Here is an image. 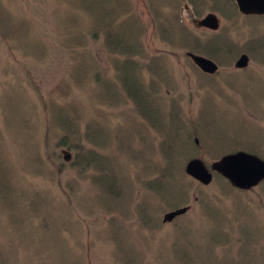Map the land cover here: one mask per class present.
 Segmentation results:
<instances>
[{
    "label": "rangeland",
    "instance_id": "374dc122",
    "mask_svg": "<svg viewBox=\"0 0 264 264\" xmlns=\"http://www.w3.org/2000/svg\"><path fill=\"white\" fill-rule=\"evenodd\" d=\"M108 3L0 0V264H264V178L239 188L212 168L264 160V18L234 0ZM210 12L217 29L197 23Z\"/></svg>",
    "mask_w": 264,
    "mask_h": 264
},
{
    "label": "water",
    "instance_id": "95a60500",
    "mask_svg": "<svg viewBox=\"0 0 264 264\" xmlns=\"http://www.w3.org/2000/svg\"><path fill=\"white\" fill-rule=\"evenodd\" d=\"M239 10L243 13H264V0H235ZM198 25L217 29L218 18L214 13H208L197 21ZM194 63L204 72H215L217 64L200 54L189 53ZM247 57L242 55L238 65L244 66ZM212 168L221 172L234 185L239 188H248L264 178V160L254 154L244 151L230 153L212 164ZM186 173L207 184L212 180V172L199 158H193L186 165ZM187 207H181L164 214L163 220H172L174 217L183 214Z\"/></svg>",
    "mask_w": 264,
    "mask_h": 264
},
{
    "label": "trees",
    "instance_id": "16d2710c",
    "mask_svg": "<svg viewBox=\"0 0 264 264\" xmlns=\"http://www.w3.org/2000/svg\"><path fill=\"white\" fill-rule=\"evenodd\" d=\"M87 2H91L95 6L96 9L99 8L100 7V4L103 3L101 10H103L107 14H113V10L112 9H114L115 7H112V9H111L108 6L110 3L107 4V0H87ZM106 8H107V12H106ZM162 16H164V14H162ZM106 22H107V24L109 26L106 29L108 31L107 32V43L113 49V51L121 52L119 49H124V48H127V47L126 46H123L122 44L118 45L117 43H115V39H114V36L115 35H113V33L111 32L112 31V25L107 20V16H106ZM185 42H189V40L186 39ZM211 44L212 43H209V42L204 41V43H201L200 44V47H201V49L203 51H205V50L214 51L215 48H213V46ZM187 45L191 46L192 44H190V42H189V43H187ZM194 47H197V48L200 49L199 46H194ZM201 49H200V52H201ZM127 58H131V55H127ZM126 62H129V61H126ZM126 62H122V63L115 62L116 66L118 67V69L120 71V74H121L120 75V78H121L122 85L126 89V91L128 92L129 96L131 95L133 97V99H140V98L141 99H144L143 95L141 94L142 87H140V85L137 84L136 78L135 77L134 78L132 77V74H131L132 71L130 72V70L125 69V65L124 66H121L122 64H124ZM139 106H140L141 110L143 109L142 111H147V110L149 112H152L153 111V108L148 107V104H146V103H145V105H143L142 102L140 104V101H139ZM144 113L146 114V112H144ZM146 115H148V114H146ZM101 177H103V174L100 175L99 178H101ZM159 180H161V179H159ZM147 185L150 186V187H152L154 184L150 182V183H147ZM158 186L160 187V185H158ZM180 187H181V190L183 191L184 190L183 189L184 186L182 185Z\"/></svg>",
    "mask_w": 264,
    "mask_h": 264
},
{
    "label": "flooded vegetation",
    "instance_id": "af4514ba",
    "mask_svg": "<svg viewBox=\"0 0 264 264\" xmlns=\"http://www.w3.org/2000/svg\"><path fill=\"white\" fill-rule=\"evenodd\" d=\"M234 2H235V4H237V2L234 0ZM232 5H233V3L232 2H230ZM210 13H212V12H210ZM241 13V12H240ZM241 14H245L246 16H249V17H253V16H256V17H260V18H264V13H251V14H248V13H241ZM218 27H219V24H218ZM217 27V28H218Z\"/></svg>",
    "mask_w": 264,
    "mask_h": 264
}]
</instances>
